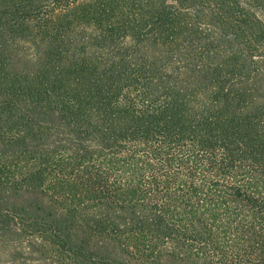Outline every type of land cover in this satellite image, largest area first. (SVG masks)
I'll return each instance as SVG.
<instances>
[{"label":"trees","instance_id":"1","mask_svg":"<svg viewBox=\"0 0 264 264\" xmlns=\"http://www.w3.org/2000/svg\"><path fill=\"white\" fill-rule=\"evenodd\" d=\"M0 264H264V0H0Z\"/></svg>","mask_w":264,"mask_h":264}]
</instances>
